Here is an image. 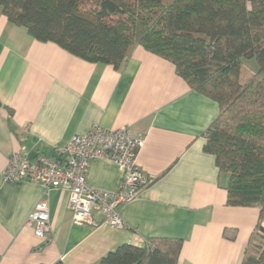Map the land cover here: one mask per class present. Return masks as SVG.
Instances as JSON below:
<instances>
[{
	"label": "crops",
	"instance_id": "0c3cea01",
	"mask_svg": "<svg viewBox=\"0 0 264 264\" xmlns=\"http://www.w3.org/2000/svg\"><path fill=\"white\" fill-rule=\"evenodd\" d=\"M0 102V264H98L124 243L149 239H181L177 264H241L260 210L228 204L229 174L204 149L219 104L192 89L170 60L137 46L119 69L90 62L35 39L0 6ZM95 125L144 137L139 164L151 182L123 207L121 229L102 224L100 213L98 227L75 224L67 189L3 178L13 151L54 154ZM87 179L116 191L122 170L96 159ZM43 199L46 238L27 224Z\"/></svg>",
	"mask_w": 264,
	"mask_h": 264
},
{
	"label": "trees",
	"instance_id": "16d2710c",
	"mask_svg": "<svg viewBox=\"0 0 264 264\" xmlns=\"http://www.w3.org/2000/svg\"><path fill=\"white\" fill-rule=\"evenodd\" d=\"M0 6L35 39L90 62L119 69L143 46L215 100L219 114L204 133V149L229 174L228 204L259 208L241 264H264V0H0ZM246 58L256 59V72L244 67ZM181 249V239L124 243L98 264H177Z\"/></svg>",
	"mask_w": 264,
	"mask_h": 264
},
{
	"label": "built area",
	"instance_id": "2783aa9c",
	"mask_svg": "<svg viewBox=\"0 0 264 264\" xmlns=\"http://www.w3.org/2000/svg\"><path fill=\"white\" fill-rule=\"evenodd\" d=\"M144 137L131 127L107 129L95 125L86 134H76L71 140L57 146L54 154L40 152L28 157L26 149L13 151L3 172L7 182L33 181L48 190L67 189L73 222L78 225L100 226L96 214L103 216L102 224L121 229L125 227L123 207L135 200L151 178L139 164V150ZM105 158L122 170L120 188L107 191L88 183L89 167L96 159ZM49 202L39 201L27 224L35 228L38 237L46 238L49 229Z\"/></svg>",
	"mask_w": 264,
	"mask_h": 264
},
{
	"label": "rangeland",
	"instance_id": "374dc122",
	"mask_svg": "<svg viewBox=\"0 0 264 264\" xmlns=\"http://www.w3.org/2000/svg\"><path fill=\"white\" fill-rule=\"evenodd\" d=\"M243 62H244V67L247 69L248 72L253 73L258 70V63L255 58H246L243 60ZM259 235H262V234H260L258 231L253 243L257 244L258 242L261 241V239L259 238Z\"/></svg>",
	"mask_w": 264,
	"mask_h": 264
}]
</instances>
